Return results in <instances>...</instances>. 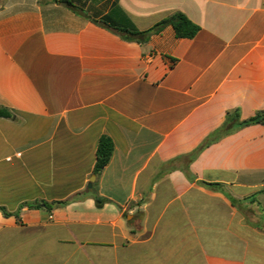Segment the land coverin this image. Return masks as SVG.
<instances>
[{
	"label": "crops",
	"instance_id": "0c3cea01",
	"mask_svg": "<svg viewBox=\"0 0 264 264\" xmlns=\"http://www.w3.org/2000/svg\"><path fill=\"white\" fill-rule=\"evenodd\" d=\"M63 1L0 0V206L18 213L0 211V264H264V124L186 159L228 111H264V0H68L89 18ZM177 11L195 38L95 22Z\"/></svg>",
	"mask_w": 264,
	"mask_h": 264
},
{
	"label": "trees",
	"instance_id": "16d2710c",
	"mask_svg": "<svg viewBox=\"0 0 264 264\" xmlns=\"http://www.w3.org/2000/svg\"><path fill=\"white\" fill-rule=\"evenodd\" d=\"M66 5L72 8L78 14L89 18V16L80 8L74 6L70 1L65 0L63 1ZM95 22L99 25H103L105 27L111 28L116 33H118L122 39L128 42H136L141 45L147 44L151 38L155 35L161 34L165 28L171 26L174 29V33L176 38L178 39H193L197 36L200 32L201 27L193 22L186 14L177 11L171 14L170 16L162 19L161 21L157 22L153 27L147 30H138L133 27L129 28H115L108 25V22L105 20H95ZM0 117L4 118H13L14 114L5 107H0ZM254 124H264V111L258 112L256 115L249 119L242 120L240 115V110H231L228 111L226 115V119L221 127L217 130L212 132L201 144L200 146L195 149L193 152L186 156L188 162H192L196 159L199 154L211 144L219 141L221 138L233 134L238 130L254 125ZM114 141L109 136H102L98 142L97 152H96V163L94 167V175L97 177L100 176L104 168L109 164L113 153H114ZM188 178L193 179L188 167L184 169ZM211 185V184H208ZM212 186V185H211ZM215 186V185H214ZM264 193V190L262 191ZM257 194L253 195V198H256ZM94 199L96 201V205L101 208L105 204L110 203L111 201L107 198L94 195ZM70 203V200L65 201H53V202H46V201H38V202H28L25 203V206L30 208H40L42 205L46 207L48 210H53L57 207H62ZM0 211L3 212L5 216H11L13 214L18 215V213H11L5 207L0 206Z\"/></svg>",
	"mask_w": 264,
	"mask_h": 264
},
{
	"label": "water",
	"instance_id": "95a60500",
	"mask_svg": "<svg viewBox=\"0 0 264 264\" xmlns=\"http://www.w3.org/2000/svg\"><path fill=\"white\" fill-rule=\"evenodd\" d=\"M96 181V175H93L88 183V188L91 189L93 187L94 182Z\"/></svg>",
	"mask_w": 264,
	"mask_h": 264
}]
</instances>
